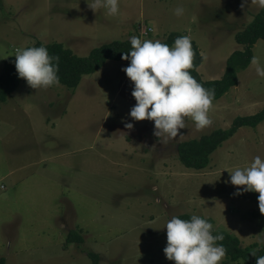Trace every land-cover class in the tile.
<instances>
[{"label": "rangeland", "instance_id": "obj_1", "mask_svg": "<svg viewBox=\"0 0 264 264\" xmlns=\"http://www.w3.org/2000/svg\"><path fill=\"white\" fill-rule=\"evenodd\" d=\"M242 0H119V14L95 13L86 0H0L3 62L37 41L60 43L77 56L114 40H167L187 35L198 48L204 81L220 79L225 62L243 50L234 35L261 9ZM181 7L183 13L175 15ZM264 63V41L252 57ZM129 61H106L75 90L61 84L32 89L23 80L0 102V258L6 264H174L163 253L165 222L180 214L213 220L241 247L264 250L258 192L228 182L236 167L264 159V121L241 127L213 151L202 170L185 168L176 145L228 128L264 108V78L251 64L237 85L211 102L212 123L197 130L188 117L163 142L153 122L128 115L135 100L122 71ZM125 123H132L131 129ZM182 134V135H180ZM180 135V136H179ZM229 171V172H228ZM70 230L82 237L67 244ZM220 264H246L222 258Z\"/></svg>", "mask_w": 264, "mask_h": 264}, {"label": "clouds", "instance_id": "obj_2", "mask_svg": "<svg viewBox=\"0 0 264 264\" xmlns=\"http://www.w3.org/2000/svg\"><path fill=\"white\" fill-rule=\"evenodd\" d=\"M86 3L94 13L105 9L107 15L119 14V0H86ZM249 4L264 8V0H242L241 7ZM182 13L181 7L174 9L175 15ZM129 39L131 48L121 54V59L129 61L122 71L132 82L131 95L135 104L128 113L132 120L152 121L153 135L162 137L165 143L186 127V117L197 130L209 126L212 121L208 111L215 92L205 89L188 71L193 66L194 55L190 37L177 36L172 46L160 40H141L135 35ZM14 57L18 78H23L32 89L59 83V58L49 55L45 46L18 48ZM251 64L255 66L256 75L264 78V63L260 58L253 56ZM124 126L131 129L133 124L125 123ZM229 173L230 184L244 186L237 188L236 194L242 191L259 193L258 208L264 214V159L257 155L248 166L236 167ZM163 228L167 241L163 253L174 264H220L225 255L223 245L216 243L223 240V235H214L212 224L198 215L190 219L173 216ZM255 264H264V255L257 256Z\"/></svg>", "mask_w": 264, "mask_h": 264}, {"label": "trees", "instance_id": "obj_3", "mask_svg": "<svg viewBox=\"0 0 264 264\" xmlns=\"http://www.w3.org/2000/svg\"><path fill=\"white\" fill-rule=\"evenodd\" d=\"M177 36H183L177 33L169 35L163 43L172 46ZM235 42L242 45L243 50L233 51L225 62V70L220 79L204 81L200 78L196 69L201 64V56L198 48L191 42L193 50V66L188 69L190 74L202 84L205 89H214L215 95L212 102L221 98L227 91L237 85V73L248 67L252 58V47L257 40L264 41V9L253 16L252 21L243 29L234 35ZM45 46L49 55L59 58L58 71L59 83L70 90H75L83 76L90 75L101 68L106 61H122L121 54L127 53L131 48L130 40H114L110 43L93 48L87 56H77L70 49L65 48L60 43H36L27 47ZM14 55L8 57L3 62V70L0 73V102H4L7 97L17 89L24 80L18 78L14 65ZM264 121V108L250 116L237 117L226 129H218L208 135H203L197 139L181 141L176 145L178 161L187 169L202 170L209 164V157L220 145L231 137L237 129L241 127L255 128ZM192 215L180 214L177 217L181 219H190ZM202 217V216H200ZM213 226V220L205 218ZM213 234H222L223 240L216 243L222 244L225 249V259L232 262L244 261L246 264H255L256 257L264 255V250L256 244H250L246 247L240 246L239 239L224 231L212 228ZM67 244L82 242V237L77 232L70 230L66 238ZM255 255H254V254ZM94 264L97 257L91 254ZM0 264H6L3 258H0Z\"/></svg>", "mask_w": 264, "mask_h": 264}]
</instances>
